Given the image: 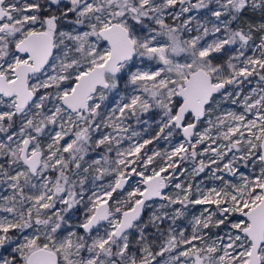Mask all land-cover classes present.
<instances>
[{"label":"snow or ice","instance_id":"1","mask_svg":"<svg viewBox=\"0 0 264 264\" xmlns=\"http://www.w3.org/2000/svg\"><path fill=\"white\" fill-rule=\"evenodd\" d=\"M0 264H264V0H0Z\"/></svg>","mask_w":264,"mask_h":264},{"label":"rangeland","instance_id":"2","mask_svg":"<svg viewBox=\"0 0 264 264\" xmlns=\"http://www.w3.org/2000/svg\"><path fill=\"white\" fill-rule=\"evenodd\" d=\"M256 18H257L256 19V22H260V18L258 16ZM169 20L171 22V18H169ZM207 39L210 41L212 39V37H208ZM249 54H251V53L249 52ZM218 55L223 56V54H218ZM180 59H181V61L183 60L182 57ZM220 62H223V60H221ZM253 87H255V81H253L252 84H248V85L245 86V92L249 91ZM217 99L218 100L220 99L219 96H217ZM227 111H242V108L240 107V105H238V104H232L230 101H221L220 109L217 110L216 114H220V112H227ZM152 116H153L152 113H148L144 117H142V119L148 120V124L136 125L133 122V127L135 128V130L138 131V132H140V133H142L144 131H147L146 130L147 128H149V127L153 126L154 124H156V121L151 118ZM157 119H158V117H157ZM146 138H150V137L148 136V137H145V139ZM180 142H183V138H182L181 135L177 134V136L176 135L173 136L171 145L169 144L168 141H166V140H164L162 138L160 144H159V141H157L156 142L157 145H155V144L149 145L148 146V149L149 150H160L161 152H163L164 150H170V148H171L172 145H175V144L180 143ZM128 143H129L128 141H125L124 144L122 145V147H126ZM201 147H203V146H201ZM231 155L232 154L230 153L228 157H225L224 162H227V160L231 157ZM200 158H204L205 161L207 162V158L206 157H198V159H200ZM182 167H186V168L189 169V171H191L192 162L191 161L185 162L182 165ZM213 167H215V166L213 165ZM239 167H240V171L243 172V173H245L246 175H250L253 172H255L256 174H258V171H259V164L257 163L255 165V168H253L251 161H249V166L248 167H243L242 165H239ZM210 175H211L210 172H206V173H202L198 177H195V179L193 181L194 185L195 184H200L201 187H204V186L212 187L214 185H218L219 182L211 181V180H209L207 178ZM225 176H226L227 179H231L233 182H236L239 179L238 176L237 177H231V176H228L227 174H225ZM138 179L139 178H137V177H133V179L131 181H129V184L130 185L134 184ZM181 179H184V178L181 177ZM129 190H131V188L128 187V186H126L125 193L127 191H129ZM165 192H167L168 194H174L175 193V189L172 188V187H169L168 189H165ZM159 203H160L159 200H157V201L154 202V204H159ZM200 210H201V206H196L195 208H191V211L189 213V216L187 218H185V219H182L181 221H178L177 223L180 226L185 227V228H187L190 231L189 220L191 219V215L192 214H197L198 215ZM185 234H187V232Z\"/></svg>","mask_w":264,"mask_h":264},{"label":"flooded vegetation","instance_id":"3","mask_svg":"<svg viewBox=\"0 0 264 264\" xmlns=\"http://www.w3.org/2000/svg\"><path fill=\"white\" fill-rule=\"evenodd\" d=\"M169 22H170V20H169ZM110 99H111V98H110ZM146 130H147V131H144V132L141 133V137H142V138H145V137H148V136L151 137V136L157 131V125L154 124L153 126L147 128ZM106 131H110V129H106ZM176 136H177V135H176ZM181 136H182V135H181ZM182 138H183V137H182ZM161 140H162V138H161L160 140H158V141H159V144L161 143ZM156 142H157V141H155L153 144L157 145ZM153 144H152V145H153ZM102 153H103V149H99V150H97V151L91 152L89 158H99V154H102ZM110 155H113V154H110ZM111 179H112L111 177H107V178H106V181H107V180H111Z\"/></svg>","mask_w":264,"mask_h":264},{"label":"trees","instance_id":"4","mask_svg":"<svg viewBox=\"0 0 264 264\" xmlns=\"http://www.w3.org/2000/svg\"><path fill=\"white\" fill-rule=\"evenodd\" d=\"M257 18L255 17V20H256Z\"/></svg>","mask_w":264,"mask_h":264}]
</instances>
